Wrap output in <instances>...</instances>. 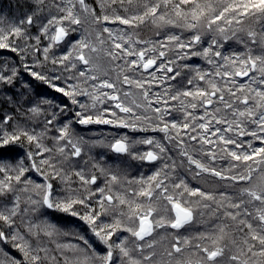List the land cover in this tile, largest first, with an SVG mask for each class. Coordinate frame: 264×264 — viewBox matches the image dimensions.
Here are the masks:
<instances>
[{"label": "snow or ice", "instance_id": "1", "mask_svg": "<svg viewBox=\"0 0 264 264\" xmlns=\"http://www.w3.org/2000/svg\"><path fill=\"white\" fill-rule=\"evenodd\" d=\"M34 4L18 23L0 20V50L15 54L0 59V85L25 72L67 102L27 108L43 117L39 132L0 117V245L21 254L0 247V264H61L54 234L78 237L56 242L62 264H264V0H100V14L86 0ZM37 19L32 36L25 25ZM143 29L155 38L141 39ZM229 40L244 51L222 52ZM195 57L210 67L189 64ZM73 123L163 133L161 140L117 132L107 144L93 142L159 166L131 178L118 165L96 163L70 173L65 165L81 157L84 143ZM185 164L194 178L215 180L191 187L177 171ZM49 211L87 224L103 253L86 236L57 229ZM201 221L203 231H180Z\"/></svg>", "mask_w": 264, "mask_h": 264}, {"label": "trees", "instance_id": "2", "mask_svg": "<svg viewBox=\"0 0 264 264\" xmlns=\"http://www.w3.org/2000/svg\"><path fill=\"white\" fill-rule=\"evenodd\" d=\"M88 1V5L92 8H95L97 11V14H100L101 9H100V3L97 0H87ZM35 10V4H34V0H0V20L3 21V24L5 26H7L10 22L13 23H18L20 20L25 19L26 16L28 14H30L32 11ZM40 19H37L33 25L29 26V25H25V27L28 29V31L32 34V36H36L39 35V28H40ZM110 28H113L114 30L117 29L118 27H124V26H118V25H112L109 24L107 25ZM85 27H89V25H85ZM91 30V29H90ZM139 36L141 39H154V33L153 31H150L148 29H143V30H139ZM135 38V37H134ZM208 40V37H205V40ZM234 41V40H233ZM32 43H34L35 41H31ZM47 39H44L42 37V45L46 44ZM232 42V41H231ZM234 44V42H232ZM237 44V43H236ZM238 47L236 49H234L233 47L229 46V49L227 48V51H224L223 49L221 50L222 52H224L225 54H230L233 51L236 52H242L244 51L243 46L238 44ZM62 50L64 49V47H62ZM53 52H60V50H58L57 48H53L52 50ZM257 51H259V49H257ZM59 54V53H57ZM169 56L172 55V53H168ZM15 54L8 52L7 50H0V59H10V58H14ZM18 59V58H16ZM159 63V61H158ZM189 64H194V65H199L201 69H208L210 66L207 64V62L200 58V57H195L192 60L188 61ZM48 68H51L52 65L49 63ZM39 70V69H37ZM179 79V78H178ZM238 81L240 82H245L247 80V78H237ZM21 81H23L24 83H27L30 85V88H25L24 87V83H21ZM177 82V81H176ZM170 84H172L175 87L174 81H170L168 82ZM163 89V87L161 86L160 88H155V91H161ZM21 93H23L24 95H21ZM13 97L14 101H18V103H10L8 101V97ZM58 96L62 98V100L58 99ZM35 97H41V99L37 102L39 103L42 98L45 99H55V100H60L61 102H67V98L59 95L58 93H54L51 89H49L46 85H43L40 81H36L34 78H32L30 75H28L25 72L21 73V76L17 79V81L15 82L14 85L11 86H3L0 85V117H2L4 114H9L12 115L14 117L15 120L20 121L21 123L27 124L29 127H35L36 131L39 132L41 130L42 124L39 118H33L30 117L29 115H26V110L27 108L34 103V99ZM84 99V98H83ZM172 103H176V102H172ZM179 113V112H178ZM177 116V112L175 113ZM180 114V113H179ZM178 118V116H177ZM78 125L77 123H73L72 127ZM107 126H111V125H96V124H92V125H84L81 126L79 125L80 130L84 129V130H88L92 127H98L101 130L107 128ZM77 128V127H76ZM88 128V129H86ZM80 130H76L77 132H79ZM102 133H106V131H101ZM75 135L76 132L74 131ZM99 134L97 137H93L92 140L91 137H86L87 140L89 141L87 143V146L91 145L92 149H93V153L91 156H93V160H95L96 157H98L99 162L101 163V167H107V166H117L120 165L121 163V158H120V154H116L114 152L111 151L110 148L104 146L101 147L99 145H95L93 146V142L94 141H99V140H104L105 144H107L110 140H108L109 136L104 137V135ZM107 134V133H106ZM163 134V133H162ZM52 133H49V136H51ZM112 137V136H111ZM242 139L245 140H251V137H243ZM106 140H108L106 142ZM47 143H49L51 145L52 141L46 140ZM258 146V144L256 145ZM146 146L145 145H136V150H139L141 152L145 151ZM100 154V156H99ZM90 156V160L92 159V157ZM83 157V154L80 158H75L72 159L69 163H67L65 165V168L67 171H69L70 173L72 172L73 169H78V168H84L88 171H92V166H90V163H88L86 166H79L77 165V163L81 164V162L83 161V159H81ZM103 157V159H102ZM119 158V159H118ZM74 160H76L77 162H74ZM137 161V160H136ZM221 161H218V165L220 164ZM225 164L223 166L227 167V161H224ZM138 164L140 169L137 170V176H139L141 173L144 174H148L151 171H155V169L159 166V161L155 162V163H148V162H142L138 160ZM186 166V165H185ZM128 169H132L130 166H128ZM127 169V173L129 172ZM180 173L183 174V170H179ZM187 175H189V173H186ZM34 175V174H32ZM185 175V174H184ZM186 179L188 180L189 184H190V180L187 178V176H185ZM215 178H211L210 180H214ZM71 180L74 182V186L76 184H78V179L72 175L71 176ZM102 182H103V178H100L98 180V183L101 184L102 186ZM192 182V181H191ZM56 187L62 188L63 186L61 185L60 181L57 180L54 182ZM217 183H222V182H218ZM95 187V186H93ZM227 190H232L231 188H228ZM47 219L48 221L51 222L52 225L54 226H58L57 228H62L63 230H61L62 232H70V233H80L77 232L78 230L81 231H85V236L87 238L90 239V241L97 247L98 251L101 252V254L103 253V246L100 245L98 243V241L95 240V238L92 236V233L89 229V226L87 224H85L83 221H80L78 218H74V217H70L65 213H60V212H55V211H49L47 214ZM18 223H20V221L18 220ZM187 227V231H185V229H181L180 231L186 235L188 234V230L191 231L190 233H192V235H194L197 231H203V229L206 227V225L202 222H200V224H198L197 226H195L194 228L191 229L192 225L186 226ZM60 230V229H59ZM159 232L161 230H158ZM169 233L170 232H174V230L169 229L168 230ZM164 231H162L161 233H163ZM122 235L126 236L127 233H123ZM55 236L53 235L52 239V243H51V249L52 254L57 256L58 260H61V264H62V258L60 257L59 251L56 250L55 245L56 242H60V243H77L78 242V237L75 235H68L65 236L64 239L62 241H58V239L54 238ZM113 239H116V237H113ZM171 239V238H169ZM47 243V242H46ZM3 248H5L8 252H10L13 256L17 257V258H21V254L19 252H17L15 249H13L10 245H2ZM157 251L159 252L160 249L158 248ZM52 264H54V262H52Z\"/></svg>", "mask_w": 264, "mask_h": 264}, {"label": "rangeland", "instance_id": "3", "mask_svg": "<svg viewBox=\"0 0 264 264\" xmlns=\"http://www.w3.org/2000/svg\"><path fill=\"white\" fill-rule=\"evenodd\" d=\"M99 3H100V0H97ZM86 3H88V1L86 0ZM207 40V39H206ZM234 42V44L232 43V42ZM35 43V42H34ZM48 43V41L46 42V44ZM237 42L234 40H229L227 43H225L224 44V47H223V50L224 51H227V48L229 49V46H231V47H233L234 49H236L238 46V44L239 43H237ZM61 46L62 47H64V45L63 44H61L60 46H59V48H57L58 50H60V52H61V50H62V48H61ZM239 48V47H238ZM239 49H241V48H239ZM222 50V49H221ZM60 52H57L56 51V53H60ZM116 71H118V69L116 70ZM111 76H112V78L113 79H115V76H116V72L114 71V72H112L111 73ZM180 79V78H179ZM174 84H175V86H178L177 85V82L176 81H174ZM162 87H164V85L162 84L161 85ZM153 91H155V88L153 89ZM57 94V93H56ZM59 94V93H58ZM59 95H61V94H59ZM62 96V95H61ZM41 99V97H35V99H34V103H37L39 100ZM42 99H45V98H42ZM58 99H60V100H62V98L61 97H59L58 96ZM82 100H86V98H81ZM60 100H55L56 102H58V103H60L61 101ZM44 107L45 108H47V105H44ZM177 116H178V119L179 118H181V116H182V114L180 113H178L177 112ZM40 120H43V117H40ZM28 124V123H27ZM81 126H84V125H81ZM77 127V128H76ZM80 128L81 127H79V124L78 125H75V126H73L72 127V131L74 132H76V136H78V137H81L82 139H83V141H84V143H83V151H82V154H83V157L81 158V159H83V161L81 162V164H79V163H77V165H79V166H86L88 163H90V166H92L94 163H96V164H98L99 166H101L100 164V162H99V159H98V157H96L95 158V160H93V156H91L92 155V153H93V149L91 148L92 146L91 145H89V146H87V143L89 142L88 140H87V138L86 137H91V139L90 140H92L93 139V137H97L99 134H101L102 132L101 131H106V133L104 132V133H102V135H104V137H106V136H109L108 137V140H110V138H111V136H115L116 134H117V132H119V133H121V134H123V133H127L130 137H132V138H136V137H140V138H143V137H155L156 139H161L162 140V137H163V134L162 133H160V132H153V131H146V132H131L130 130H128V129H115V128H113L112 126H107V128H105V129H103V130H101L100 128H98V127H92V128H90V129H88V128H86V129H88V130H84V129H82V130H80ZM76 130H80L79 132H77ZM252 139V138H251ZM108 140H106V142L108 141ZM163 142V141H162ZM46 143H47V141H46ZM255 144L257 145H259V142L257 141V142H255ZM146 146V149H145V151L146 150H148V148L150 147V146H147V145H145ZM169 147H171V146H169ZM172 155L176 158V160H177V163L179 164V162H180V158L178 157V155H177V153H176V150L173 148L172 149ZM82 156V155H81ZM90 156L92 157V159L90 160L89 158H90ZM99 156H100V154H99ZM120 158H121V163H120V165H118L120 168H123V169H128V166H130L132 169H128V176L131 178V177H134V176H137V173H138V171L137 170H139L140 169V167H139V164H138V160L136 161V160H133L130 156H127L126 154H120ZM119 159V158H118ZM74 162H77L76 160H74ZM220 164L223 166L224 164H225V162L224 161H221L220 162ZM186 165V164H185ZM103 167V166H102ZM108 167V166H107ZM186 167L187 166H185V167H183V168H178L177 169V171L179 172V170H183V174H185V176H187V178L190 180V186L191 187H208V185L205 183V180L207 179V180H210L212 177H207V176H205V177H202V178H194V173H189V175H187L186 173H188V172H186ZM93 170V169H92ZM100 178H103L102 176L100 177ZM215 180V179H214ZM192 181V182H191ZM228 191H232V190H228ZM203 221H201V223H202ZM204 223V222H203ZM198 224H200V222H198V223H195V224H193L192 225V227H191V229L192 228H194L195 226H197ZM205 224V223H204ZM206 225V224H205ZM207 226V225H206ZM56 228L58 227V226H55ZM58 229V228H57ZM60 230H63L62 228H59ZM161 231L160 232H162V231H164L163 229H160ZM204 230V229H203ZM68 232V231H67ZM77 232H80L79 234L80 235H84L85 236V231L83 230V231H81V230H78ZM169 232V231H168ZM191 231H189L188 230V234L189 235H192V233L194 232H192V233H190ZM171 233V232H170ZM54 238L55 239H58V241H62L63 239H64V237L65 236H56L55 234H54ZM169 238H171L170 236H169ZM45 242H48V238H45ZM0 247H3L2 245H0ZM56 255V254H55Z\"/></svg>", "mask_w": 264, "mask_h": 264}]
</instances>
